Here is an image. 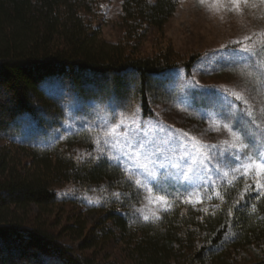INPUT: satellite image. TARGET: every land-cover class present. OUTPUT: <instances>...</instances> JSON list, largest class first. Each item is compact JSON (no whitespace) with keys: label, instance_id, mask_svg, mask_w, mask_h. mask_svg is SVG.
Masks as SVG:
<instances>
[{"label":"trees","instance_id":"obj_1","mask_svg":"<svg viewBox=\"0 0 264 264\" xmlns=\"http://www.w3.org/2000/svg\"><path fill=\"white\" fill-rule=\"evenodd\" d=\"M177 4L121 0V36L108 42L96 0H0V264H115L100 259L114 245L122 264H264V193L246 191L244 179L216 196L201 190L211 204L198 209L173 195L145 220L142 190L97 160L92 109L150 118L160 79L179 67L189 74L198 60L166 43L140 49ZM64 186L94 201L79 202L98 210L93 221L54 216Z\"/></svg>","mask_w":264,"mask_h":264},{"label":"rangeland","instance_id":"obj_2","mask_svg":"<svg viewBox=\"0 0 264 264\" xmlns=\"http://www.w3.org/2000/svg\"><path fill=\"white\" fill-rule=\"evenodd\" d=\"M96 1L103 10L97 20L102 36L108 42H115L121 36L118 26L121 0ZM262 33L264 3H260V0H248L238 6L231 4L230 0H220L219 3L214 0H204L203 3L200 0H178L163 33L150 34L140 49L150 53L159 44L166 43L184 61L191 55H198L191 72L187 74L183 67H179L160 79L164 91L154 100L150 118L143 119L137 109L123 114L110 106L103 107L102 112L95 108L89 113V125L97 129L94 138L98 154L103 152V156L109 159L121 152L132 153L136 161L146 165L157 177L156 181H151L147 186H138L136 181L146 178L144 168L134 167L126 157L124 165L116 164L142 190V203L136 211L140 218H157L172 206L176 199L173 195L180 196L178 198L198 209L211 204V199L202 198L201 190L212 192L216 196L220 186L238 179H244L247 185L255 187L252 179L254 173L244 175L224 168L218 174L213 169L214 176L210 186L191 193L185 192L193 172L203 165L198 160L196 163L189 160L184 165L181 160L183 153L177 150L174 143L169 142V137L187 132L189 147L196 142L203 145L216 144L220 148L224 147L222 142L225 140L233 143L234 139L228 132L220 129L230 120L234 122L238 119L240 110L245 107L244 103L235 99L234 94L248 101L247 107L253 111L261 128H264V112L261 111L264 109V80L261 79L264 75L261 72L264 69ZM246 36H251V40L245 41ZM233 41H240V44ZM244 45H247L252 55L247 63L239 59L245 53L233 51ZM184 139L181 135L180 140ZM200 151L206 152L207 149ZM193 158L196 159L195 155ZM160 164H164L165 168H160ZM176 164H180L182 170L188 172V177L180 174L181 169L172 167ZM165 171L176 179L173 180L170 176L166 182L152 190ZM70 188L73 189L72 186H64L59 190L60 199L54 216L67 219V214L77 213L82 220L93 221L98 210L91 212L79 202L94 201L90 200L89 195L74 194ZM159 196L164 199L157 200ZM100 256V259L106 257V261L115 264L125 262L118 245L102 251Z\"/></svg>","mask_w":264,"mask_h":264},{"label":"snow or ice","instance_id":"obj_3","mask_svg":"<svg viewBox=\"0 0 264 264\" xmlns=\"http://www.w3.org/2000/svg\"><path fill=\"white\" fill-rule=\"evenodd\" d=\"M200 2L203 3L204 0H200ZM214 2L219 3L220 0H214ZM247 2L248 0H230V3L236 6L240 3ZM260 3H264V0H260ZM244 40L250 41L251 36L244 37ZM233 43L240 44V41H233ZM233 51L246 54L240 56V61L247 63L252 59L251 52L247 45L233 49ZM261 72H264V69H262ZM261 79L264 80V75L261 76ZM234 95L235 99L244 103L245 107L240 110V116L238 119H235L234 122L230 120L229 123L224 124L222 129H220L221 131L228 132L229 136L234 139L233 143H229V141L225 140L222 142L224 147L220 148V146L216 144L203 145L196 142L189 147L187 140L189 134L187 132L174 134L169 137V142L174 143L177 150L183 153L181 160L184 165H187L189 160H192L193 163H196L198 160L199 163L203 165V167L193 172L188 185L184 189L185 192L191 193L196 189H203L206 186H210L214 176L213 169H215V174H218L222 169L229 168L234 172H241L244 175L254 173L252 179L255 183V189H253L251 184H248L246 185V191L249 193L253 191H256L257 193H264V128H261L253 111L247 107L248 101L238 94ZM261 111L264 112V109ZM257 132H259V136H257ZM181 135L185 138L183 141L180 140ZM137 143L140 142L137 141ZM128 146L132 147L131 144ZM200 149H207V151L201 152ZM103 155L104 153L101 152V157H98L97 160L102 158ZM194 155L196 159L193 158ZM125 157L133 163L134 167L144 168L146 178L137 180L136 184L138 186H147L151 181L157 180V177L147 169L146 165L140 164L136 161V157L132 153L121 152L120 155H114L109 159L113 162V164L124 165ZM159 167L165 168V165L160 164ZM172 167L181 169L180 174L188 177V172L183 171L180 164L173 165ZM170 176L171 174L165 171L159 181H157V184L153 186L152 190L157 189L159 184L166 182ZM171 179L175 180L176 177L171 176ZM128 183L131 186L130 180ZM137 192H139V188H137ZM156 199L163 200L164 197L159 196ZM197 202L199 203L200 201ZM231 215L232 211L230 210L229 216ZM144 219L147 220L148 217H144Z\"/></svg>","mask_w":264,"mask_h":264}]
</instances>
